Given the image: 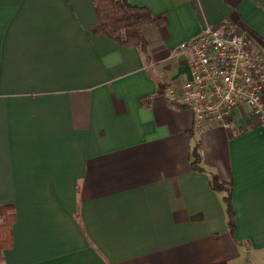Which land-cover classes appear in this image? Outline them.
<instances>
[{
  "label": "crops",
  "instance_id": "crops-1",
  "mask_svg": "<svg viewBox=\"0 0 264 264\" xmlns=\"http://www.w3.org/2000/svg\"><path fill=\"white\" fill-rule=\"evenodd\" d=\"M128 1L166 19L145 50L96 37L93 0H0V264H264V127L240 108L198 132L165 96L207 25L264 52V0Z\"/></svg>",
  "mask_w": 264,
  "mask_h": 264
},
{
  "label": "built area",
  "instance_id": "built-area-1",
  "mask_svg": "<svg viewBox=\"0 0 264 264\" xmlns=\"http://www.w3.org/2000/svg\"><path fill=\"white\" fill-rule=\"evenodd\" d=\"M186 56L191 79L166 91V99L194 116L205 132L228 127L233 111L246 108L264 127V52L238 27L205 26L175 48Z\"/></svg>",
  "mask_w": 264,
  "mask_h": 264
},
{
  "label": "trees",
  "instance_id": "trees-1",
  "mask_svg": "<svg viewBox=\"0 0 264 264\" xmlns=\"http://www.w3.org/2000/svg\"><path fill=\"white\" fill-rule=\"evenodd\" d=\"M98 22L94 27L96 37L113 39L117 44L125 47L146 49L147 42L144 29L150 25L161 27L166 24L163 16H155L147 7L134 6L128 0H93ZM192 168L203 172L200 166L201 157L196 148L193 152ZM211 188L224 191V202L229 218V228L234 232L235 215L231 202V184L220 181L218 176L211 175ZM0 217L4 224L0 226V248L12 247V226L16 222V212L13 206L0 207Z\"/></svg>",
  "mask_w": 264,
  "mask_h": 264
}]
</instances>
